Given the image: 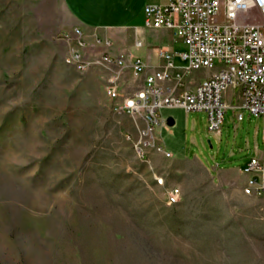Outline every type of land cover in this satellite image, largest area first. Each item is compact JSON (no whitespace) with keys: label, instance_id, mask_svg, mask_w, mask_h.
<instances>
[{"label":"rangeland","instance_id":"1","mask_svg":"<svg viewBox=\"0 0 264 264\" xmlns=\"http://www.w3.org/2000/svg\"><path fill=\"white\" fill-rule=\"evenodd\" d=\"M75 28L61 0H0V264H264V194L245 195L235 171L261 150L262 118L228 107L209 133L204 112L163 108L172 156L140 158L133 120L106 94L138 81L101 55L143 62L183 45L171 31L101 27L83 36L80 72L64 62Z\"/></svg>","mask_w":264,"mask_h":264},{"label":"built area","instance_id":"2","mask_svg":"<svg viewBox=\"0 0 264 264\" xmlns=\"http://www.w3.org/2000/svg\"><path fill=\"white\" fill-rule=\"evenodd\" d=\"M143 28L168 29L181 42L184 51L178 56L185 61L184 72L176 71L173 56L160 49L165 62L162 70L147 74L143 83L130 94H122L112 80L106 94L115 100L113 109L127 114L134 122L137 137L133 148L140 158L150 149L170 157V152L155 142L158 126L168 130L158 111L182 108L185 112H204L207 131L217 133L228 107L262 118V148L255 150L243 172L248 175L242 188L245 195L264 194V0H159L143 7ZM75 46L64 57L65 64L84 71L87 61L83 54L86 42L79 29L73 30ZM98 41V40H96ZM98 44L109 47V42ZM134 45L141 46L136 40ZM106 64L128 65L135 78L144 71L142 60L135 56L125 59L108 52L101 55ZM208 69L213 73L190 89L183 88V76L191 70ZM228 88L237 90L239 101L228 106L223 95ZM239 111V112H238ZM180 191L172 188L167 204L179 201Z\"/></svg>","mask_w":264,"mask_h":264},{"label":"crops","instance_id":"3","mask_svg":"<svg viewBox=\"0 0 264 264\" xmlns=\"http://www.w3.org/2000/svg\"><path fill=\"white\" fill-rule=\"evenodd\" d=\"M158 1L159 0H61L65 10L70 15V17L74 19L76 27L80 29L82 36H85V38L95 35L97 36L100 33L99 28L101 27L104 28L108 27L111 29L134 27V28L149 30L143 28V19H144L143 7L148 3H157ZM153 30L157 32L159 35L164 34L166 31H170L164 28L153 29ZM113 32L114 31L112 30L111 34H116V32L114 33ZM128 34L129 33L127 31L124 33V35H128ZM96 40L98 39L96 38ZM164 50H167V52L170 53V49L168 50L165 48ZM178 54L179 53H175V52H173L172 54L173 65L175 58L181 59L178 56ZM137 57L140 58V56ZM143 64L145 66L144 71L141 74H139L138 77L136 78L138 81V86H140L143 83V79L147 74L153 71L162 70L165 65V62L157 54L156 58L149 56L147 61H143ZM175 70L179 72H184L185 69L175 68ZM130 73L133 74L131 70ZM212 73L213 70H209L208 76ZM185 77L186 74L185 76H183L182 79L184 82L183 88L190 89L200 82L198 81L192 84H188L186 82ZM234 97L236 99V102L234 105H232L233 104L232 99H234ZM223 99L228 106H235L239 101L237 90L228 88L223 95ZM162 120H164L166 123V119H162ZM171 128L172 126L171 127L168 126V130H166L161 126H158V128H156L155 130L156 131L155 142L163 146V142L159 135L161 134L162 131L172 134ZM250 158L246 159L243 162V164L240 166V168L235 170L238 173H240V175L243 177L244 183L248 175L243 172V169L246 167Z\"/></svg>","mask_w":264,"mask_h":264},{"label":"water","instance_id":"4","mask_svg":"<svg viewBox=\"0 0 264 264\" xmlns=\"http://www.w3.org/2000/svg\"><path fill=\"white\" fill-rule=\"evenodd\" d=\"M173 124H174V121L171 117L166 118V125L167 126L171 127V126H173Z\"/></svg>","mask_w":264,"mask_h":264}]
</instances>
